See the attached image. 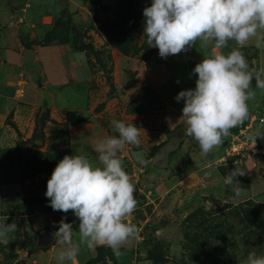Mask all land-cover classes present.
<instances>
[{"label": "rangeland", "instance_id": "1", "mask_svg": "<svg viewBox=\"0 0 264 264\" xmlns=\"http://www.w3.org/2000/svg\"><path fill=\"white\" fill-rule=\"evenodd\" d=\"M151 2L20 0L21 47L62 45L80 61L68 84L51 89L58 93L48 105L29 116L20 113V124L11 115L0 121V222H18L11 242L0 244V264H59L63 245L55 232L62 219L72 223L73 239L79 241V222L71 211H38L51 208L44 195L47 181L65 155H86L98 166L93 149L100 139L115 134L112 120L141 128L139 146L129 145L120 153L138 201L125 219L139 228V236L122 245L119 255L98 246L83 264H243L252 250L264 254V192L247 197L246 174L237 177L243 189L239 197L232 185L221 197L180 186L192 174L191 154L199 145L185 135L187 125L179 119L184 102L175 97L195 88L192 70L197 63L213 54L227 55L235 45L220 50L197 42L187 53L161 58L143 33V10ZM241 51L250 69L264 72V47H256L253 39ZM43 54L51 59L53 51ZM253 90L247 101L249 117L223 142L249 122L251 130L260 129L264 88L253 81ZM170 146L166 167L154 166L152 158ZM225 147L222 143L206 156L199 153L201 168L225 177L235 167L246 170L261 163H220ZM90 252L81 245L79 254Z\"/></svg>", "mask_w": 264, "mask_h": 264}, {"label": "clouds", "instance_id": "2", "mask_svg": "<svg viewBox=\"0 0 264 264\" xmlns=\"http://www.w3.org/2000/svg\"><path fill=\"white\" fill-rule=\"evenodd\" d=\"M143 33L147 43L159 50V56L187 53L197 42L223 50L197 63L194 89L180 91L175 100H183L182 119L185 135L198 143L206 156L223 143L230 130L249 117L247 101L255 87L264 88V72L250 69L241 49L255 40L264 47V0H152L143 10ZM179 83V81H177ZM114 135L100 139L94 146L98 166L86 155H65L55 166L44 193L54 211L71 213L78 220L79 241L73 239L72 223L62 219L55 232L62 250L59 264L74 260L81 245L94 252L98 246L110 247L119 255L122 245L139 236V228L126 221L138 206L135 185L120 158L129 145L139 146L141 128L122 120H112ZM245 173L235 167L225 176L235 197L243 189L238 176ZM0 222V244L8 245L18 231V222ZM243 264H264V254L248 253Z\"/></svg>", "mask_w": 264, "mask_h": 264}, {"label": "crops", "instance_id": "3", "mask_svg": "<svg viewBox=\"0 0 264 264\" xmlns=\"http://www.w3.org/2000/svg\"><path fill=\"white\" fill-rule=\"evenodd\" d=\"M23 9L20 0H14V4L7 0H0L1 122L11 115L10 117L20 124L21 120L18 119L20 113H26L29 116L37 107L48 105L53 95L58 93L57 91L52 93L51 89L68 84L73 77L76 64L80 61V58L74 54L66 52L62 45L22 48L18 38L17 22L21 20ZM49 49L53 51L51 59L45 58L43 54ZM199 153V147H194L190 159L192 174L180 181V186L181 184L192 185L193 189L199 188L206 195L221 197L224 189L229 187L225 177L217 172L203 170ZM168 156L169 153L167 158ZM241 170L246 174L247 197L264 192V162L249 165L246 170L242 168ZM200 173L201 176H199ZM87 257H93L92 251L87 256L78 254L74 260L69 261V264H83Z\"/></svg>", "mask_w": 264, "mask_h": 264}, {"label": "built area", "instance_id": "4", "mask_svg": "<svg viewBox=\"0 0 264 264\" xmlns=\"http://www.w3.org/2000/svg\"><path fill=\"white\" fill-rule=\"evenodd\" d=\"M259 125L261 127L258 131L251 130V122H249L243 130L232 134L228 142H223V145L226 146L224 156L218 161L224 163L226 159L230 164L239 166L246 163L263 162L264 147L259 142V136L264 133V119L260 120ZM248 130L252 134L246 135Z\"/></svg>", "mask_w": 264, "mask_h": 264}, {"label": "water", "instance_id": "5", "mask_svg": "<svg viewBox=\"0 0 264 264\" xmlns=\"http://www.w3.org/2000/svg\"><path fill=\"white\" fill-rule=\"evenodd\" d=\"M172 142L173 144L176 143V139H173ZM259 142L264 147V133L260 134ZM171 148H172L171 146L166 147L162 149L160 152H158L155 158H153V161H152L153 164L159 168H164L166 166L167 155L170 152Z\"/></svg>", "mask_w": 264, "mask_h": 264}, {"label": "trees", "instance_id": "6", "mask_svg": "<svg viewBox=\"0 0 264 264\" xmlns=\"http://www.w3.org/2000/svg\"><path fill=\"white\" fill-rule=\"evenodd\" d=\"M48 169H50V168H48ZM236 208V207H235ZM236 209H239V208H236ZM244 211V210H243ZM41 215H51V214H53V213H55L56 211H54L52 208H44L43 210H40V211H38ZM242 212V211H241ZM243 213V212H242ZM248 213H250L249 211H248Z\"/></svg>", "mask_w": 264, "mask_h": 264}]
</instances>
